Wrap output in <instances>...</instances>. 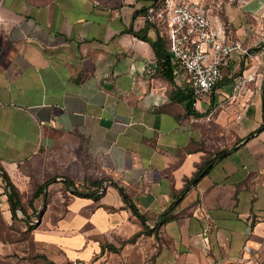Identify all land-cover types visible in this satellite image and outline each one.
Masks as SVG:
<instances>
[{
	"label": "crops",
	"instance_id": "crops-1",
	"mask_svg": "<svg viewBox=\"0 0 264 264\" xmlns=\"http://www.w3.org/2000/svg\"><path fill=\"white\" fill-rule=\"evenodd\" d=\"M153 1L0 0V165L34 225L12 227L0 175V264H264L261 3L211 15L253 56L233 52L195 108L189 74L174 64L168 77L152 45ZM242 73L252 79L233 98ZM212 127L228 146L207 149Z\"/></svg>",
	"mask_w": 264,
	"mask_h": 264
},
{
	"label": "built area",
	"instance_id": "built-area-1",
	"mask_svg": "<svg viewBox=\"0 0 264 264\" xmlns=\"http://www.w3.org/2000/svg\"><path fill=\"white\" fill-rule=\"evenodd\" d=\"M239 1L217 0L211 4L203 0H154L146 9V20L167 40L168 50L176 66L175 73L184 70L190 76L195 108L216 89L222 78V66L229 61L233 52H240L248 58L253 56L250 48L244 47L241 41L225 40L211 17L215 10L221 11L226 4ZM253 1L246 0V4ZM259 1L261 7L253 14V18L260 21L257 47L263 53L264 0ZM240 5L244 6L245 3ZM251 79L244 73L236 76L233 98L241 94L247 80Z\"/></svg>",
	"mask_w": 264,
	"mask_h": 264
},
{
	"label": "trees",
	"instance_id": "trees-1",
	"mask_svg": "<svg viewBox=\"0 0 264 264\" xmlns=\"http://www.w3.org/2000/svg\"><path fill=\"white\" fill-rule=\"evenodd\" d=\"M152 45H153V47H154V50H155V52H156V55H157L159 61H161L162 64H163V65L165 66V68H166V73H165V74H166L168 77H171V75H172V65H174V63H173V61H172L171 54H170V52H169V50H168L167 40H166L164 37H162V36L160 35V37L158 38V40L152 42ZM174 66H175V65H174ZM195 113H196V112H195ZM196 114L199 115L198 113H196ZM263 129H264V124H263L259 129H257L256 132H260V131H262ZM256 132L251 133V134L249 135V137L253 136ZM225 151H226V150L224 149V150H222V151H220V152H217L213 158H211L210 160H208V161L204 164V166H202V167L200 168V170L198 171V173L196 174V176H198V175H199V174H200V173H201V172H202V171H203V170H204V169H205V168H206V167H207V166H208V165L214 160V159L218 158V157H219L223 152H225ZM0 171H2V172L6 175V178H5V179H6V180L8 181V183H9V189H10V200L14 202V204L16 205L17 208L21 209L22 212H23L25 215H27V214H28V213H27V210H26V208L23 206V204H22V202H21V200H20L19 192H18L16 186L13 184V182L11 181L9 175L7 174V172L3 169V167H2L1 165H0ZM5 179H3V180H5ZM54 179H55V178H50V179H48L46 182H44L43 184H40V185L37 187V189H36L35 192L33 193L32 197L28 200V204H29L31 207H33L34 200H35L36 198H38V197H40L41 195L44 194L46 184H47V183H52ZM64 183H65L66 186H69L68 180H65ZM190 183H191V181L188 182V184L186 185V187L189 186ZM88 190H89L88 188H86V189H82L80 185H77V184L74 182V190H73V193H75V194H79V193H81V192L88 191ZM185 190H186V189H185ZM185 190H184L183 192H185ZM95 197H96V196H95ZM12 212H13V217L16 218L17 215H18V211L12 209ZM23 220L27 222L29 228H33V227H34V225L31 224L26 218H23ZM158 227H159V226H156L155 229H150L148 226H146L144 232H147V233H153V232L157 231ZM142 233H143V232H139V233H137V234H136L134 237H132L130 240H134V239H136V238H137L138 236H140ZM108 247H109L111 250H114V251H117V250H118V248L115 247V246H113V245H110V246H108ZM104 248H105V247H104ZM37 257H43L44 259L48 260V258H47L46 256H44V255H41V256L38 255ZM48 261H49V260H48ZM49 262H50V261H49Z\"/></svg>",
	"mask_w": 264,
	"mask_h": 264
},
{
	"label": "water",
	"instance_id": "water-1",
	"mask_svg": "<svg viewBox=\"0 0 264 264\" xmlns=\"http://www.w3.org/2000/svg\"><path fill=\"white\" fill-rule=\"evenodd\" d=\"M228 153V151H225V152H223L217 159H219V158H222V157H224L226 154ZM217 159L216 160H214V161H212L192 182H191V184L188 186V188L189 187H191V186H193V185H195L212 167H213V165L216 163V161H217ZM0 175L3 177V178H6V175L2 172V171H0ZM6 185H7V187L9 188V183H8V181L6 180ZM49 185H50V183H47L46 184V187H45V192H44V197H45V199H46V197L48 196V187H49ZM69 185H70V188H71V190L73 191L74 190V185H73V182L72 181H69ZM116 186H118V184H115ZM119 187V186H118ZM103 189H104V187H103ZM103 189L101 190V191H103ZM101 191H98V192H84L83 194L84 195H95V194H97V193H100ZM11 206H12V208L14 209V210H20V211H22L21 209H19V208H17L16 207V205L14 204V202L13 201H11ZM42 211L43 210H39V212H38V214H37V219L36 220H32V222L33 223H39L40 222V220H41V218H42Z\"/></svg>",
	"mask_w": 264,
	"mask_h": 264
},
{
	"label": "rangeland",
	"instance_id": "rangeland-1",
	"mask_svg": "<svg viewBox=\"0 0 264 264\" xmlns=\"http://www.w3.org/2000/svg\"><path fill=\"white\" fill-rule=\"evenodd\" d=\"M215 132L218 133V131L214 130L213 127H212L211 128V132L209 133V137L210 138L208 137V139H210V143H208L207 146H206L208 150H212L213 148H215V150L217 148L220 149L221 145L228 146V144H226V142H225L226 141L225 138L224 137L221 138L220 135L216 136L217 134ZM24 205H26V203H24ZM25 217H26V215L22 211L18 210V215H17L16 218H14V223H13V226H12L16 231L18 230L19 232H23L21 230V228L19 227L18 222H22L21 218H25ZM30 219L35 220L36 219V214L35 213H31L30 214Z\"/></svg>",
	"mask_w": 264,
	"mask_h": 264
}]
</instances>
